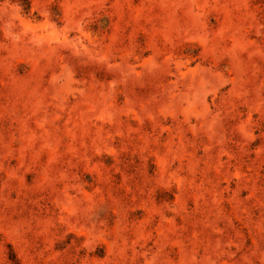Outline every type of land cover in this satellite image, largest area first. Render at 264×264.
<instances>
[{
  "label": "rangeland",
  "instance_id": "obj_1",
  "mask_svg": "<svg viewBox=\"0 0 264 264\" xmlns=\"http://www.w3.org/2000/svg\"><path fill=\"white\" fill-rule=\"evenodd\" d=\"M0 264H264V0H0Z\"/></svg>",
  "mask_w": 264,
  "mask_h": 264
}]
</instances>
